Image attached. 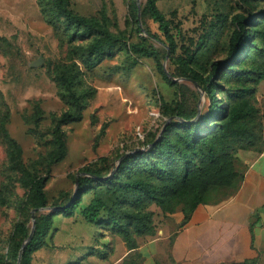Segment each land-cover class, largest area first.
Returning <instances> with one entry per match:
<instances>
[{"label": "rangeland", "instance_id": "374dc122", "mask_svg": "<svg viewBox=\"0 0 264 264\" xmlns=\"http://www.w3.org/2000/svg\"><path fill=\"white\" fill-rule=\"evenodd\" d=\"M147 1L69 0L75 13L100 22L126 45L108 53L96 67L85 68L75 51L86 46L91 37L76 34L62 21L56 26L48 23L37 0H0V125L20 147L23 165L45 175L53 150L54 118L68 110L61 96V75L75 78L85 102L81 120L63 128L67 156L51 168L45 186L49 204L62 193H70L73 177L100 158H109V176L120 155L155 146L158 140L149 145L146 142L154 135L158 138L163 128L176 120L169 114L177 104L189 114L196 113L191 122L207 115L211 99L201 87L202 81L186 75L178 58H187L190 51L194 57L190 66L202 79L208 78L211 63L229 58V40L236 26L233 17L238 14L247 18L245 31L253 48L233 65L237 72L232 68L220 71L214 87L218 101L225 98L230 105L236 100L247 101L251 108L248 127L251 134L262 135V148L259 141L254 147H247L249 143L242 140L236 143L232 148L239 178L231 188L211 191L205 205L217 206L230 199L250 164L264 151V0H155L170 22V35L176 44L171 52L158 25L141 15L142 28L151 34H144V41L158 52L161 67L154 58L130 51V46L142 41L136 32L139 25L134 15L137 19L138 11L135 14L134 7L139 2L142 13ZM46 3L50 4L49 0ZM40 58V66H31ZM7 151L0 129V192L4 176L10 172ZM8 190L5 203L0 202V264H14L6 255L15 224L25 221L27 227L32 226V210L26 211L24 206L27 190L18 183ZM143 211L151 215L155 233L133 235L137 248L132 251L110 228L86 223L79 212L72 218L55 215L46 246L32 254L31 264H177L170 255L169 234L177 216L183 215L181 207L169 214L145 202ZM42 213L46 212H37Z\"/></svg>", "mask_w": 264, "mask_h": 264}, {"label": "trees", "instance_id": "16d2710c", "mask_svg": "<svg viewBox=\"0 0 264 264\" xmlns=\"http://www.w3.org/2000/svg\"><path fill=\"white\" fill-rule=\"evenodd\" d=\"M37 2L48 23L56 26V22L62 21L66 27L74 28L76 34L92 38L86 46L78 47L75 51L85 68L96 67L108 53L125 49L126 45L120 37L111 34L100 22L75 13L69 0H49L50 4L46 0ZM134 12L137 13V7H134ZM141 15L147 16L158 25L170 51L175 52L176 44L170 35V22L158 10L156 1L148 0ZM134 18L138 24L136 15ZM233 21L236 26L229 40V58L211 63L212 72L208 78L202 79L201 74L190 66L194 60L190 51L186 53L187 58H178L179 66L185 74L190 73L196 81H202L201 87L211 99L207 115L191 122L196 113L189 114L177 104L169 114L176 117V120L166 125L158 138L154 135L146 142L149 145L158 140L155 146L149 149L139 148L145 150L124 157L111 176H107L112 167L107 157L100 158L97 164L80 170L79 173L83 175L73 177L74 187L75 180L78 179L75 195L73 189L68 194L62 193L61 198L55 200L54 204H49L45 192L52 166L67 156L66 133L63 128L69 123L80 121L85 108L74 77L60 76L61 96L68 105V110L54 118L51 140L53 150L46 161L44 176L23 165L20 147L8 137L3 124L0 125L8 147L10 170L4 176L0 202L5 203L4 193H8V188L18 183L27 190L24 204L26 211L46 207L55 209L35 214L33 237L22 253L20 264H31L32 254L46 246L55 215L72 218L79 212L86 223L98 228H110L125 241L128 250L132 251L137 248L132 240L133 235L154 236L155 233L151 215L143 211V203L154 204L169 214L175 213L181 207L186 222L199 205L207 204L211 191L233 187L239 177L234 168L232 147L242 140L249 143L247 147H254L253 143L259 141L260 149L262 148V135L251 134L248 127L251 108L247 101L236 100L234 105H230L225 98L218 101L214 87L220 71L232 68V71L237 72L233 65L237 64L250 47L244 25L247 18L238 14L233 17ZM143 30L141 32L139 26L136 28L142 41L130 46V51L139 57H152L159 63L158 52L148 47L144 41L143 35L151 34L148 30ZM74 38L75 36L72 37ZM251 48L253 47L250 50ZM254 48L257 50L258 45ZM158 66L161 67V63ZM164 78L168 84L173 85L167 77ZM231 97L236 99L237 96L232 94ZM26 223L21 221L15 224L9 242L6 257L14 264L22 243L30 233L31 228Z\"/></svg>", "mask_w": 264, "mask_h": 264}, {"label": "crops", "instance_id": "0c3cea01", "mask_svg": "<svg viewBox=\"0 0 264 264\" xmlns=\"http://www.w3.org/2000/svg\"><path fill=\"white\" fill-rule=\"evenodd\" d=\"M262 211L264 151L230 199L217 206L199 205L186 222L177 216L169 234L170 255L177 264H264Z\"/></svg>", "mask_w": 264, "mask_h": 264}, {"label": "water", "instance_id": "95a60500", "mask_svg": "<svg viewBox=\"0 0 264 264\" xmlns=\"http://www.w3.org/2000/svg\"><path fill=\"white\" fill-rule=\"evenodd\" d=\"M137 11H138V13H137L138 25H139V28H140L141 32H144V30L142 28V25H141V8H140L139 2H137ZM42 62H43V59L40 58L39 60L34 61L31 64V66H33V67L40 66L42 64ZM167 76L169 77V75H167ZM161 133H160V135H161ZM143 150H145V149L136 148L135 150L124 154L121 158L118 159V164L122 161V159L124 157H126V156H128V155H130L132 153H135V152H138V151H143ZM115 170H116V168L110 173L109 176H111L114 173ZM81 175H83V174L82 173H78L77 174V177H79ZM77 189H78V179L75 180L74 195L76 194ZM53 210H55V209L54 208H51V207H46V208L33 209L31 211L30 215H31L32 226H31L30 233H29L28 237L24 240V242L21 245V248L19 250V254H18V258H17L16 264H20V260H21L22 253L24 252L25 248L27 247V245L29 244V242L31 241V239L33 237V233H34V229H35V214L37 212H39V211H53Z\"/></svg>", "mask_w": 264, "mask_h": 264}]
</instances>
